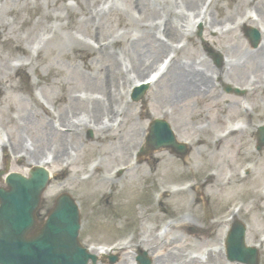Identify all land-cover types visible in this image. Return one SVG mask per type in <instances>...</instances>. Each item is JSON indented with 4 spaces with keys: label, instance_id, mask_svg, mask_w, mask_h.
Segmentation results:
<instances>
[{
    "label": "rangeland",
    "instance_id": "1",
    "mask_svg": "<svg viewBox=\"0 0 264 264\" xmlns=\"http://www.w3.org/2000/svg\"><path fill=\"white\" fill-rule=\"evenodd\" d=\"M187 3L177 0L176 11L181 13ZM194 4L202 8L197 10L201 16L188 20L184 16L181 24L192 30L188 38L167 44L172 45L170 50L179 48V64L192 66L195 72L204 67L199 61L204 59L210 65L205 72H213L214 87L203 97L170 104L163 90L169 74L150 86L141 101L130 98L138 62L147 60L156 68L161 63L155 65L156 59L166 54L147 49L157 30L153 27L165 17L146 0H0V24L7 22L8 35L22 40L26 50L17 59L0 46V57L21 68L14 74L0 62V187L5 172L27 176L33 167L29 152H38L43 161H51L46 164L51 177L38 219L45 218L59 193L68 192L79 209L81 244L121 247L113 264H138L142 252L150 264L159 254H163L157 256L159 264H243L227 260L226 226L219 221L232 202L240 205L238 218L246 226V243L259 245V264H264V147L256 149L257 129L264 125V69L255 72L252 62L235 71L224 66L257 48L247 36L251 28L264 44V0H196ZM205 8L212 26L201 22ZM245 12L255 16L253 22L243 23ZM73 38L95 49L91 64L85 66L79 46L66 48L65 42ZM108 52L110 59L102 62ZM113 55L122 63L125 83L111 84ZM16 82L24 85L23 92L10 88ZM233 86L243 94H236ZM97 103L110 104L109 118L101 124L102 114L92 126L68 135V123L61 121H89ZM27 114L34 116L31 123L25 120ZM154 119L169 123L177 142L186 147L184 156L166 148L149 150L147 136ZM237 121L245 127L231 134L228 128ZM110 124H115L114 130L103 135ZM58 132L65 136L60 139ZM12 149L16 155H11ZM168 159L173 164L171 174L166 173L167 166L159 165ZM241 168L248 175L243 188L239 193L227 191V198L219 200L218 190L234 182L226 180L228 170L234 173ZM171 176L178 182L168 181ZM178 188H185V194H174ZM210 191L216 197L214 209ZM165 197L166 208L159 200ZM208 254L216 255V260L207 259ZM98 264H108V258L98 259Z\"/></svg>",
    "mask_w": 264,
    "mask_h": 264
},
{
    "label": "water",
    "instance_id": "2",
    "mask_svg": "<svg viewBox=\"0 0 264 264\" xmlns=\"http://www.w3.org/2000/svg\"><path fill=\"white\" fill-rule=\"evenodd\" d=\"M253 46L260 36L255 30L249 33ZM219 62V60L217 61ZM145 90L136 91L137 101ZM149 141L153 149L169 147L184 154L183 146L164 120H154L150 126ZM259 149L264 145V127L259 128ZM7 191L0 189V263L3 264H96L97 257L81 246L78 233L80 215L78 208L67 193L60 194L41 224L36 223V211L41 203V193L48 183V174L42 168L31 171L30 178L13 173L7 178ZM244 227L236 222L227 243L228 259L257 264L255 249L244 245ZM117 260L109 256V264ZM139 264H149L143 253Z\"/></svg>",
    "mask_w": 264,
    "mask_h": 264
},
{
    "label": "bare ground",
    "instance_id": "3",
    "mask_svg": "<svg viewBox=\"0 0 264 264\" xmlns=\"http://www.w3.org/2000/svg\"><path fill=\"white\" fill-rule=\"evenodd\" d=\"M173 1L169 2L168 0H146L147 6H149V7L151 6V8L154 11L161 10L162 13H164V17H165L164 19L160 20L159 22H156L155 26L153 27V30H156V29L157 30L154 32L153 38L149 40L150 43L148 44L147 49H149L151 52H153V54H156V55H159L161 53L167 54V53H169V51H171L173 53V56L171 57V59L167 63L165 70L162 73H160V75H157V72H155V74L153 73L157 77L160 76L158 81L155 82L154 86H156L157 83L164 76H166V74H169V79L168 80L166 79V81H165L166 85L164 86V89H163L166 93V99H167L166 103L171 104V102L175 101V104H178V102H180V101L181 102L187 101L189 99H192V98L198 97V96L203 97L204 94L210 93L212 91V88L214 87V83L210 79L213 72L209 73V74H207V72H205V71H207V69L209 71L210 65L204 59L199 60L200 64L202 66H204V67H202L203 69L202 68L197 69V71L195 72L194 69L191 68L192 66L179 64L178 57H177L178 51L180 50L179 48L173 47L170 50L172 45L167 44L168 41L172 42L176 39H184V38L186 39V38H188V36L190 35V33L192 31L190 29L188 30L185 25H181L184 21L183 17L185 16L186 20L190 19V16H196L195 18H198L201 16V12H202V8L198 7V5L194 4L196 2V0H188V2H189V3H187L188 6H186L185 8L182 6L181 8H184V9L181 10V13L176 11V8H179L177 6V0H173ZM190 4H194L195 6H189ZM199 8H200L201 12L197 11ZM206 9L207 8H205V10L203 11V16L201 17V22L204 24H208L209 26H212L211 22H208L206 19V17H207ZM156 13L160 14V11H157ZM209 13H210V9H209ZM96 14L100 15L99 12H96ZM256 14L259 17L257 12H256ZM90 18L94 19V17L91 15H90ZM171 19H174V21H172ZM243 19H244L243 23L245 21L253 22V20L255 19V16L253 14H249L247 16V14L245 12ZM155 21L156 20H154L153 22H155ZM194 24H195V22H194ZM194 24H192V27L194 26ZM8 25L9 24L7 22H5L4 24H0V46L2 48L5 47L6 49H8L7 51L9 53V55L14 56L13 58L19 59L21 57L18 58V55L21 54V56H22V54H26V50L24 48L22 40L15 39V38L8 35V30H7ZM149 33H150V30L147 31V35H149ZM261 33H262V31H261ZM163 34L165 35L164 37H166V38L160 37ZM158 35H160V36H158ZM116 42H117V39H115L113 41V44ZM74 45H77L80 47V48L79 47H77V48L80 51V57L82 58V61L85 64V66L91 64V61L93 58L92 56L95 52V49L93 47L91 48V46L89 44H87V43L83 44L82 42L78 41L77 39L75 40L74 38L68 39L65 42L66 48H68L69 46L72 47ZM108 47H110V43L107 45H103V49L101 51L105 52V50L108 49ZM74 49H76V48H74ZM111 54L112 53L108 52L104 56V59L102 60V62H104L105 60H109L111 57ZM27 55H28V53H27ZM165 55L163 57L159 56V58L156 59V62L154 61L155 65H157L158 61L159 62L162 61V59L166 58L167 55H169V54H167L166 56ZM87 56H89V58L86 59L85 57H87ZM22 58L24 59V57H22ZM263 58H264V44H263V42H260V43H258L256 49L244 52V54L242 56H239L234 61L231 60L228 64H227V62H224V66L227 65L229 67L230 71H235V70H238V69L244 67L245 65H247L248 62H252L255 64V65L254 64L252 65L253 66L252 70L254 69L255 72H258V70L256 68H258L259 70H262V68L264 69ZM146 61L143 62V64L141 63L142 61H140V62H138L139 66H137V67L135 66L134 71H135L136 77L133 79L134 85H138L139 83H142L143 81L148 80L150 78V76L148 75L147 77H145V75L147 73H151L153 70H157V68L154 69L155 66L150 67L151 63L148 66ZM0 62L3 66V68L7 69V71H9V72L10 71L13 72L14 74H17L18 71H20V69H21L19 67H13L12 64H10V60L5 59L3 57H0ZM154 62H152V64ZM23 64H25V63H21V65H23ZM121 64L122 63L118 59V57L116 55L115 56L113 55L114 72H112V74L115 77V78L111 79V84H113V85L114 84L117 85L119 83V81H122V83H125V81L127 80V75L121 69ZM102 65H100V66H102ZM195 67H197V66H194L193 68H195ZM145 69H147V70L144 71ZM143 72H144V74H143ZM139 74H143V75L140 76ZM216 75H217V73H216ZM217 77L220 80V75H217ZM99 82H103V78L101 79V77H100ZM220 82H221V80H220ZM255 82L256 81H253L252 83H255ZM223 83H224V81H223ZM10 88L13 91H21V92L24 91V85L21 82L14 83L13 85L10 86ZM173 93H175V95ZM104 96H105V94H104ZM31 99L33 101H35L36 104L40 105V102L38 101V99H36L35 97H31ZM101 104L102 103L96 104L94 112H96L98 115L93 114L94 112L92 113V117L90 120H93V121L89 120V122H88L89 126H92L93 123H96L102 114L104 115V117L101 116V118L99 119V122L101 120V124H103V120L105 118H109V112H111V110L109 109L110 104L109 105L106 104L107 106L105 105L104 107ZM247 112L248 111L246 109L245 113L248 114ZM96 116H97V118H96ZM239 117L240 116H238V118ZM33 118H34L33 115H29V114L25 115L26 122L31 123ZM21 119L22 118H19L20 121H21ZM61 120H63V118H61ZM61 122L68 123V126L71 128V131L68 132L67 134L71 135V136L74 134V132L76 130L81 131V129L84 128V127H80V126L75 127V124H77V123L76 122L71 123L69 120L68 121L63 120ZM238 122L239 121H237L236 126H238V124H239ZM242 123H244V121ZM18 125H19V123H18ZM20 126H22V125H20ZM114 126H115V124H111V125H107L106 127H104L103 129L105 131L103 132V135H105L109 132H112L114 130ZM244 127H245V125H244ZM243 128H239V126L236 128L231 127V134L241 132ZM49 133L51 135L54 134L53 136H55V133L51 132V128H50ZM80 133L81 132H79L77 134L81 135ZM53 136H51V138H53ZM56 136L61 139L62 137L65 136V134L58 132V133H56ZM197 142H200V141H197ZM141 147L144 150L147 149V147H145V146H141ZM38 154L39 153L36 151H30L29 152V156L31 158L30 166H32V164H33V166H37V165L39 166L40 164L45 163L44 161H42L43 160L42 157L39 156ZM58 154H59V152H58ZM11 155H16V152H14L13 149L11 150ZM32 161H33V163H32ZM159 165L163 166V167L167 166V170H165V171L167 174H171L172 166H173L172 160H170V159H168V161L163 160L161 163H159ZM175 171H178V169H175ZM191 174L192 175H195V174L199 175L198 172H191ZM247 178H248V175L247 176L244 175L242 177L237 173V171L234 173H231V175L229 174V176H228L229 183H231L232 180H234V182L231 185H229V187L221 188L218 190L217 194L219 196H217V197L219 198V200L221 198L222 199L226 198L227 191L236 190L237 191L236 193H239V189L243 188V185H244L243 181L248 180ZM168 181H173V183L178 182V180L174 179L172 176L169 178ZM248 184H250V182ZM185 190H186L185 188L175 189L174 194L184 195L186 192ZM250 190H252V189H250ZM98 192H99V189H97V193ZM165 193L169 194L168 191ZM207 195H209L212 198V204L214 205V200H213L214 193L212 191H210V193L208 192ZM167 196H169V195H167ZM159 200H160V202L161 201L164 202V204H165L164 208L168 207L167 204L169 203V199L167 197L159 199ZM180 200H181V198H180ZM213 223H215V222H213ZM186 225L187 224H183L182 227H184ZM188 239H190V237H188ZM249 239H250V237L248 238V240ZM254 245L259 247V245H256V244H254ZM90 251L95 252L96 254H98L99 257H101L100 256L101 251H98L97 249H94L93 247L90 248ZM160 255H163V254H159L157 256H160ZM157 256L154 257V263L155 264H159V262H158L159 258ZM218 256H219V254H218ZM210 257H212L211 261H214V259L216 260V258H215L216 255L212 256L211 254H208L207 259H209ZM124 261H126V260L123 259L122 262H124Z\"/></svg>",
    "mask_w": 264,
    "mask_h": 264
}]
</instances>
